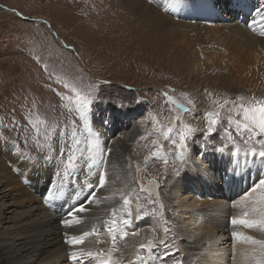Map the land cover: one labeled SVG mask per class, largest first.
I'll return each instance as SVG.
<instances>
[{"label": "rangeland", "instance_id": "374dc122", "mask_svg": "<svg viewBox=\"0 0 264 264\" xmlns=\"http://www.w3.org/2000/svg\"><path fill=\"white\" fill-rule=\"evenodd\" d=\"M134 12L128 0H0V144L5 142L23 152L45 155L47 142L41 132L44 124L40 122H55L60 127L68 125L70 130L71 122L75 121L80 144L77 148L73 143L72 151L77 157L83 152L84 159L94 155L102 160L108 157V144L114 145L121 132L129 133V141L114 150L124 177V186L119 185L120 193L116 194L114 205L117 211L124 210L121 193L130 197L128 207L134 230L128 226V235L116 239L134 241L139 264L144 259L148 264H195L196 249H189L192 258L187 262L176 246L179 238L189 245L186 236L190 235L182 234L172 205L162 208L160 203L164 201L148 190L153 179L149 171L157 173L155 181L163 197L168 191L165 181L186 170L185 161L189 156L198 159L203 153L218 148L227 150L233 144L243 149L259 147L255 139L244 144L228 120L241 118L233 110V102L240 103L238 97L245 104L264 100V60H259L261 56L264 58V51L260 49L257 53L255 47L242 44L227 53L225 36L209 28L207 14L198 12L192 28V20L185 16L175 17L162 11L166 19L154 27L148 11ZM131 14H135L133 19L125 17ZM117 17L127 19L118 22ZM137 21L144 31L142 35L146 36L145 44L132 41L140 32L134 33ZM125 37L132 39L131 42H126ZM84 98L88 100L86 110L80 103ZM77 108L80 111H75ZM215 109L220 122L214 132L206 134L205 114ZM181 121L195 130L186 140L188 147L183 159L174 147L179 142L176 129L181 127ZM173 124L171 139L165 140L162 132ZM228 132L234 142L227 139ZM34 137L39 139V145ZM260 138L264 137H256ZM54 139L52 151L60 154L64 141L59 135ZM53 152L48 154L54 155ZM257 176L253 175L251 181L246 176L236 185V194L231 200L239 211L233 217H242L249 211L248 219H255L257 214L251 212L254 193L250 189L261 178ZM137 177L141 180L139 186L135 182ZM217 197L209 193L197 210ZM138 208L141 219H136ZM70 220L71 227L79 223L76 218ZM153 220L168 229L164 244L156 231L148 235ZM234 226L236 231L244 227ZM107 238H111L110 234ZM244 240L232 238L228 254L239 255V249H244ZM149 241L155 246L151 253L140 247ZM82 258L76 264H87L85 260H90V256ZM227 264H233L232 260Z\"/></svg>", "mask_w": 264, "mask_h": 264}, {"label": "bare ground", "instance_id": "6f19581e", "mask_svg": "<svg viewBox=\"0 0 264 264\" xmlns=\"http://www.w3.org/2000/svg\"><path fill=\"white\" fill-rule=\"evenodd\" d=\"M128 1L131 2L134 13L145 14L148 11V15L152 16L150 22H155L154 27L166 19L162 12L164 11L175 17L183 15L188 20H192L193 28L194 20L199 12V14H207L210 29L225 36L223 43L227 47V53L237 50V46L242 44L255 47L253 49L257 53L260 49L264 51V35L261 34L264 31V20L256 12V9L264 4V0ZM134 15L125 17L133 19ZM125 17H117L118 22L122 18L127 19ZM253 19L256 23L250 28L248 24ZM138 22H134V33L140 32L131 40L145 44L146 36L142 35L144 31L138 27ZM201 26L205 28L206 25ZM154 27L152 29L155 30ZM129 31L132 32L131 28ZM124 40L131 42L130 38L125 37ZM259 60L264 58L262 59L261 56ZM253 84L255 85L256 82ZM108 108L106 106V110ZM212 112L218 111L215 109ZM116 113L118 114L117 111ZM129 135L127 132H121L114 145L108 144V157L102 160H97L98 158L96 159L94 155H91L89 159L83 157L82 160L78 159L71 168L67 166V156L62 157L58 151H52L55 159L46 162L43 159V152H23L9 143L0 144V262L2 264H76L84 260L82 258L84 255L87 259L89 257L87 254L93 253L90 260H85L87 264H100L101 260H107L109 256L112 262L117 264H139L137 245L133 244L134 241L128 238L125 241H119L118 238L114 244L112 238L108 240L107 235L110 233L105 230V222L113 218L112 211L117 208L114 203H117L116 194L120 193L119 185L124 186L123 172L120 171L118 160L114 158V150L122 146L124 141L128 142ZM237 148L241 150L239 160L243 178L234 176L231 171L236 167L237 157L232 156V152ZM244 149L238 144H233L224 152H206L198 156V159L189 156L185 161L186 170L165 181L168 191L166 195L163 194V197L157 188V173L151 174L148 170L153 177L147 186L148 190L156 197L158 196L159 201L163 200L164 204L166 203L165 205L162 204L163 202L160 203L162 208L172 205L182 234L190 235L186 236L187 241H190V243L187 242L189 245L185 244L183 238H179L176 243L180 253L185 255V261L189 262L188 260L192 258V255H189V249H196L197 252L193 254L195 264H227L228 260H232L233 264H258V261L264 264L262 244L244 240V249H239L237 256L228 254L227 250L231 239L234 238L233 232L264 242V229L258 226L253 227L254 229L241 227L240 230L237 229L239 231H236L234 229L236 226L231 223L233 214L239 211L237 204L231 200L236 194V185H240L246 176L251 181L253 175L257 174L258 178L262 175L259 163L244 166ZM21 151L25 155L18 154ZM92 159H95L98 164L92 165L89 169ZM101 170L106 173L104 187L87 189L86 182L99 185ZM137 176H140V173L137 172ZM135 182L139 186L141 180L137 177ZM132 187L133 185L130 186ZM90 192L95 193V199L89 203L87 198ZM205 192L207 195L212 193L218 197L211 199L206 206L197 210L207 198ZM262 194L264 192L257 190L250 198L256 201ZM54 204L56 208H53ZM79 205H84L86 210L69 216L68 213ZM194 211L197 214L194 215ZM127 216L128 213L125 210H116L115 218L118 221L121 217ZM70 218L78 219L79 223L76 227L63 223ZM255 219H259V216L256 215ZM150 222L152 227L149 228L151 232L148 235L156 231L161 239L159 241L165 242L166 227L158 226L160 223L154 220ZM129 228L134 230L132 223ZM85 232L91 234L83 237L82 243L66 242L73 237H81ZM115 235L116 238L120 237L119 232ZM113 247L115 251H111ZM73 252L77 254V260L70 258ZM101 253L102 255H99ZM141 262L148 264L146 259Z\"/></svg>", "mask_w": 264, "mask_h": 264}, {"label": "snow or ice", "instance_id": "6c2138e0", "mask_svg": "<svg viewBox=\"0 0 264 264\" xmlns=\"http://www.w3.org/2000/svg\"><path fill=\"white\" fill-rule=\"evenodd\" d=\"M257 15L261 16V19L264 20V4H262L260 7L256 9ZM256 21L253 19L252 22L248 24V27L252 28L253 24H255ZM262 35H264V31L261 32ZM171 100V98H169ZM240 103L237 104L233 102V110L236 112L237 115H239L241 118L240 119H234L233 117H229V125L230 126H235L236 134L239 136L244 144H249L250 141L255 139V143L259 147H248L244 149V155H245V161H244V166L247 167L250 164H256L259 163L262 169V175L261 178H259L258 182H253V187L250 189L251 192H256L257 190H261L264 192V138L256 139V137H264V100H254V101H249L247 104L243 102L242 97L237 98ZM81 107L83 109L88 108V100L87 98H84L82 101H80ZM174 103V102H173ZM229 103L228 101H225V104ZM178 109H181V105H176ZM223 107V105H221ZM184 111H187V109H183ZM75 111H80L79 108L75 109ZM206 118H207V133L206 134H211L212 132L215 131L217 125L219 124V112L215 113H206ZM82 118L83 113L81 114ZM179 119V117H177ZM40 123L44 124V127L41 129V132L43 133L44 140L47 142L46 147L48 149V152L45 153L43 159L46 162H50L52 159H55L54 155H49L48 153L52 152L54 145L56 143L54 137L59 135V138L64 141V143L61 144L60 147V154L61 156H67V166L69 168L73 167L77 160L80 158H83V152H81V156L77 157L72 151V146L73 143H75V146L78 148L80 141L76 138V133L79 130L78 126L76 125L75 121L71 122L70 130L69 126L65 125L64 127H60L58 124L55 122L51 124H47L44 121H41ZM105 123H108L107 120H105ZM85 127H87L88 131L90 134H92V129L91 127L85 122ZM175 129V124H173L172 127H167L164 129L162 132L163 137L165 140H170L171 139V134L173 133ZM178 132V143H175L176 149L179 150V158L183 159L184 153L187 151V144L186 140L189 138L190 133L195 131L192 129L190 126L183 124L181 121V127L179 129H176ZM245 136L247 138H245ZM34 142L39 145V139L33 138ZM97 139H98V134H97ZM227 139L229 142H234L233 137L230 132L227 133ZM156 141H153V144H155ZM87 151H90V148L85 149ZM216 151L219 152H224L225 149L223 148H218ZM240 149L237 148L235 151L232 152V156L237 157L235 164L236 167L233 168L231 171L233 172L234 176H240L243 178L244 174L241 172V165H240ZM21 155H25L21 153ZM251 157V159H249ZM98 164V162L95 159H92L91 164H89V169H91L92 165ZM106 183V173L101 170L99 172V185H93L92 183L86 182V188L87 189H92L94 187H104ZM51 191V190H50ZM81 191H84V189H81ZM141 191L143 192L144 189L141 188ZM121 197L123 200V208L125 211L128 212L127 217H121L120 220L118 221L115 218L116 215V209H113L112 211V216L113 218L109 221L105 222V230L108 231L111 234V238L113 240V243L115 244L116 240V233H120V239H124L125 236L128 235L127 232V227L126 226H131V211L129 210V205L131 203L130 197L128 195H123L121 193ZM95 199V193L90 192L89 197L87 198V202H92ZM244 199H247V194L244 197ZM252 207H251V212L254 214H257L259 216V219H248L249 216V211H245L243 213L242 217H233L231 219L232 225H242L246 228H253V227H260L264 229V194H262L256 201L252 202ZM238 206V205H237ZM84 205H79L76 209L73 211H70L68 213L69 216H74L76 212H82L85 211ZM138 214L136 219H141L142 217L139 215V208H138ZM79 222V221H77ZM65 224H70V221H63ZM168 229L165 228V232H167ZM91 233L85 232L83 235L79 238L73 237L70 240H67V243L70 244H78L83 242V237L90 235ZM135 234V233H134ZM233 237H240L245 240H250L253 243H259L264 246V242L261 241H255L253 240L252 237L248 236H243L241 233L238 232H233ZM164 241H161V244H164ZM141 249H146L149 253L152 252L153 248L155 247L151 241L148 242L147 245H141ZM115 247L111 251H115ZM139 251V250H138ZM168 253H165L167 255ZM87 255L92 256L93 253H88ZM99 255H102L99 254ZM72 260H77V254L73 252L70 257ZM100 264H113L111 257L107 260H101ZM258 264H262V262L258 261Z\"/></svg>", "mask_w": 264, "mask_h": 264}]
</instances>
